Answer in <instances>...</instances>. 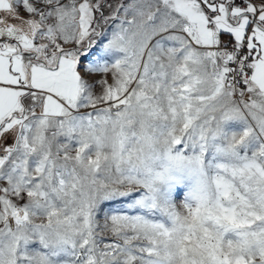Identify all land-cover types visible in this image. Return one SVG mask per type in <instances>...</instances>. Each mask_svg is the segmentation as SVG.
<instances>
[{
	"label": "snow or ice",
	"instance_id": "6c2138e0",
	"mask_svg": "<svg viewBox=\"0 0 264 264\" xmlns=\"http://www.w3.org/2000/svg\"><path fill=\"white\" fill-rule=\"evenodd\" d=\"M0 264H264V0H0Z\"/></svg>",
	"mask_w": 264,
	"mask_h": 264
}]
</instances>
